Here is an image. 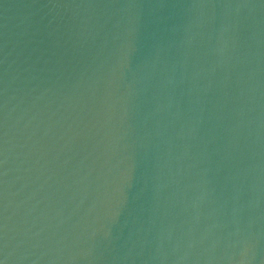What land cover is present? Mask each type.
<instances>
[{
  "label": "water",
  "instance_id": "1",
  "mask_svg": "<svg viewBox=\"0 0 264 264\" xmlns=\"http://www.w3.org/2000/svg\"><path fill=\"white\" fill-rule=\"evenodd\" d=\"M0 264H264V0H0Z\"/></svg>",
  "mask_w": 264,
  "mask_h": 264
}]
</instances>
